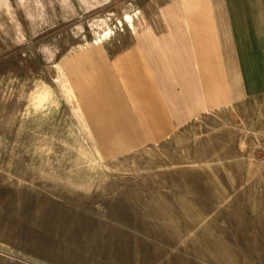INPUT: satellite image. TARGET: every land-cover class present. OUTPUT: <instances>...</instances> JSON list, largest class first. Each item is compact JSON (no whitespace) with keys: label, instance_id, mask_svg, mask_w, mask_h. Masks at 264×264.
Here are the masks:
<instances>
[{"label":"rangeland","instance_id":"obj_1","mask_svg":"<svg viewBox=\"0 0 264 264\" xmlns=\"http://www.w3.org/2000/svg\"><path fill=\"white\" fill-rule=\"evenodd\" d=\"M187 2L0 0V264H264V90L105 156L71 88Z\"/></svg>","mask_w":264,"mask_h":264},{"label":"crops","instance_id":"obj_2","mask_svg":"<svg viewBox=\"0 0 264 264\" xmlns=\"http://www.w3.org/2000/svg\"><path fill=\"white\" fill-rule=\"evenodd\" d=\"M186 4L164 36L145 32L116 60L104 51L71 65L84 130L103 155L169 142L203 114L263 92L264 0Z\"/></svg>","mask_w":264,"mask_h":264},{"label":"water","instance_id":"obj_3","mask_svg":"<svg viewBox=\"0 0 264 264\" xmlns=\"http://www.w3.org/2000/svg\"><path fill=\"white\" fill-rule=\"evenodd\" d=\"M30 263V262H29Z\"/></svg>","mask_w":264,"mask_h":264}]
</instances>
